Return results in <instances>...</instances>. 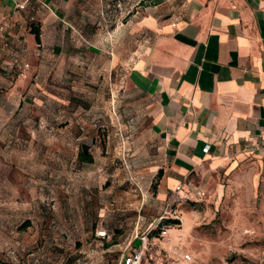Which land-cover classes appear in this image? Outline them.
Returning <instances> with one entry per match:
<instances>
[{"label": "rangeland", "instance_id": "rangeland-1", "mask_svg": "<svg viewBox=\"0 0 264 264\" xmlns=\"http://www.w3.org/2000/svg\"><path fill=\"white\" fill-rule=\"evenodd\" d=\"M106 30L40 63L33 109L0 114V264H123L144 236L140 264H264V157L195 173L159 199L150 102L111 66Z\"/></svg>", "mask_w": 264, "mask_h": 264}, {"label": "crops", "instance_id": "crops-1", "mask_svg": "<svg viewBox=\"0 0 264 264\" xmlns=\"http://www.w3.org/2000/svg\"><path fill=\"white\" fill-rule=\"evenodd\" d=\"M143 3L0 0V114L33 109L40 63L66 61L107 25L111 66L150 102L146 156L165 200L195 173L264 157V0Z\"/></svg>", "mask_w": 264, "mask_h": 264}, {"label": "built area", "instance_id": "built-area-1", "mask_svg": "<svg viewBox=\"0 0 264 264\" xmlns=\"http://www.w3.org/2000/svg\"><path fill=\"white\" fill-rule=\"evenodd\" d=\"M16 7L19 9L24 8V3H18L16 4ZM3 30V27L0 26V32ZM180 185L176 187V190H180ZM162 233L164 234L165 232L162 231ZM98 235L100 236H104L105 232L101 231L98 233ZM141 241V245L138 249H133L132 252H130L127 256L123 257V264H140L143 256L145 254V251L148 249L147 248V243H148V237L144 236L140 239Z\"/></svg>", "mask_w": 264, "mask_h": 264}, {"label": "trees", "instance_id": "trees-1", "mask_svg": "<svg viewBox=\"0 0 264 264\" xmlns=\"http://www.w3.org/2000/svg\"><path fill=\"white\" fill-rule=\"evenodd\" d=\"M145 1V0H143ZM146 1H151V2H154V3H157V2H160L161 0H146ZM34 34H35V39L36 41L38 42L39 41V34H38V31H34ZM83 150L86 151V147H83ZM84 156V155H83ZM85 156H88V155H85ZM83 159H90V157H83ZM162 175V171L159 170L158 173H157V177H160ZM170 222H174V221H170Z\"/></svg>", "mask_w": 264, "mask_h": 264}]
</instances>
